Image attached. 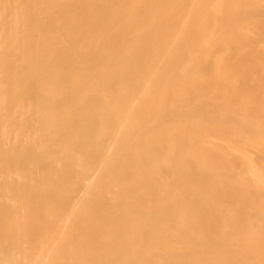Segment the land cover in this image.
I'll return each instance as SVG.
<instances>
[{"label": "bare ground", "instance_id": "1", "mask_svg": "<svg viewBox=\"0 0 264 264\" xmlns=\"http://www.w3.org/2000/svg\"><path fill=\"white\" fill-rule=\"evenodd\" d=\"M0 264H264V0H0Z\"/></svg>", "mask_w": 264, "mask_h": 264}]
</instances>
